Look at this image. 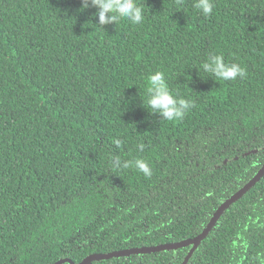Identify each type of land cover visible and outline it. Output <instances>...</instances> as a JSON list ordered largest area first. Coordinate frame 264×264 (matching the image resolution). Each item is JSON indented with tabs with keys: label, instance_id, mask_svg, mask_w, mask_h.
Masks as SVG:
<instances>
[{
	"label": "trees",
	"instance_id": "obj_1",
	"mask_svg": "<svg viewBox=\"0 0 264 264\" xmlns=\"http://www.w3.org/2000/svg\"><path fill=\"white\" fill-rule=\"evenodd\" d=\"M137 3L141 24L103 28L83 0H0V264L192 239L264 165V0H213L208 17L195 0ZM211 53L247 75L198 72ZM155 71L193 102L182 119L145 109ZM190 249L91 264H182ZM187 264H264V176Z\"/></svg>",
	"mask_w": 264,
	"mask_h": 264
},
{
	"label": "clouds",
	"instance_id": "obj_2",
	"mask_svg": "<svg viewBox=\"0 0 264 264\" xmlns=\"http://www.w3.org/2000/svg\"><path fill=\"white\" fill-rule=\"evenodd\" d=\"M182 4L183 0H177ZM89 6L97 11L94 13L98 17L95 23L104 28L109 24L116 25L120 20L130 21L132 24H141L144 21V9L137 3V0H83L82 9ZM193 7L204 15L210 16L213 13V0H195ZM198 72L209 74V77H215L216 80L234 81L237 78L243 79L246 75V69L239 63H228L222 54L211 53L207 59L201 63ZM147 111L150 114L158 115L167 121H177L193 107V102L189 99L178 98L169 88L168 82L163 71H155L147 77ZM148 109H151L149 111ZM117 144L119 140L115 141ZM138 149L142 152L144 145L139 144ZM134 166L145 176L151 175V169L143 159H136ZM129 166L128 163L125 167Z\"/></svg>",
	"mask_w": 264,
	"mask_h": 264
},
{
	"label": "water",
	"instance_id": "obj_3",
	"mask_svg": "<svg viewBox=\"0 0 264 264\" xmlns=\"http://www.w3.org/2000/svg\"><path fill=\"white\" fill-rule=\"evenodd\" d=\"M263 176H264V165L260 168V170L252 177V179L247 184L241 187L231 197L223 201V203L216 209L210 221L208 222L206 227L203 229V231L192 239H187V240H183V241L175 242V243L156 245V246H143L140 248L126 249L122 251L110 252V253H105V254H91L87 256L85 259H83V261L80 264H91L94 261L110 260L113 258L126 257V256L133 255V254L142 255V254H150V253H157V252H163V251H176L179 249H183L185 247H191L184 262L182 263V264H187L194 250L197 249L199 245L202 243V241L209 235V233L215 227L217 222L220 220L222 214L232 204L236 203V201H238V199H240L244 194L249 192L260 181V179ZM55 264H73V262L69 259H65Z\"/></svg>",
	"mask_w": 264,
	"mask_h": 264
}]
</instances>
